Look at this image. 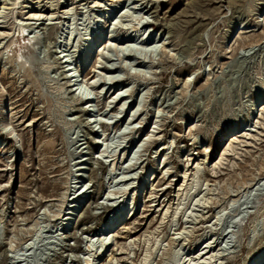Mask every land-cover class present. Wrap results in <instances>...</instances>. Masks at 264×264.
<instances>
[{"label":"rangeland","instance_id":"1","mask_svg":"<svg viewBox=\"0 0 264 264\" xmlns=\"http://www.w3.org/2000/svg\"><path fill=\"white\" fill-rule=\"evenodd\" d=\"M0 21V264H264V0Z\"/></svg>","mask_w":264,"mask_h":264},{"label":"bare ground","instance_id":"2","mask_svg":"<svg viewBox=\"0 0 264 264\" xmlns=\"http://www.w3.org/2000/svg\"><path fill=\"white\" fill-rule=\"evenodd\" d=\"M112 1H116V2H120V1H123V0H112ZM134 1H139V0H133V2ZM96 6H101L100 5V3L101 2H98V1H96ZM7 4V3H6ZM95 5V4H94ZM64 13H66V14H69L70 13V10H66ZM43 14H38V12L36 13H33V14H31L30 15V18H32V19H34V20H36V21H40V19H44L45 17H43L42 16ZM60 17H62V16H60ZM49 19H51V18H49ZM45 20V19H44ZM1 22V21H0ZM40 23H42V22H40ZM49 23H51V21L49 22ZM53 23V22H52ZM54 24V23H53ZM48 25V24H47ZM145 26H147V21L143 24V26L142 27H145ZM2 27V25H0V28ZM147 28H148V26L145 28V30H147ZM0 35H1V33H0ZM103 39V36L102 35H98L97 36V38H96V43H97V41H101ZM102 44V43H101ZM90 50H91V47L86 51V54H85V61H86V58L88 57V55H89V53H90ZM99 74H97V75H93L91 78H92V80H93V84L94 85H96V84H98V82H99V80H100V78H97V76H98ZM66 78H68V81H70V78L68 77V76H66ZM91 80V79H90ZM68 86H71V84L69 83L68 84ZM97 87V86H96ZM108 92H109V90H108ZM118 92L117 91H114V92H112L111 94H112V96L113 97H115V98H118L119 97V99H122L124 96L122 95V94H119L118 96H116V94H117ZM84 108H86V107H84ZM199 165V163L197 164V166L196 167H198V169L196 170L195 168H193L194 170H196L195 171V173H197L198 171H199V169H200V166H198ZM164 167V166H163ZM131 168V167H130ZM55 171V170H54ZM131 171V170H130ZM56 172V171H55ZM262 179V178H261ZM78 197H81V195H78ZM124 200H125V198L120 202V203H118V204H112V205H110V209H109V212L112 214V212H113V209H115V211H114V213H113V218L111 219V218H106L105 220H104V228L105 229H107L108 227L110 228V227H112L111 226V224H112V222L111 221H113V222H115V220H117L118 218H119V220L121 219V216H123V214H124V212L123 211H120L119 213L117 212V208H119L120 207V205L124 202ZM74 206H75V204H74ZM126 208H127V206H126ZM68 214H69V212H68ZM62 219H64V216H62ZM102 224V223H101ZM99 225V226H102V225ZM114 224H116V223H114ZM108 225V227H106ZM97 230H99V229H96V231ZM101 230V229H100ZM264 250V246H262L260 249H258L255 253H253V255L251 256V259H250V263H253L254 261H256L255 259L257 258L258 259V255L260 254V255H262L261 253H262V251ZM211 250H209L208 252H210ZM205 252V251H204ZM208 252H206V253H208ZM259 255V256H260ZM255 257V259H253ZM253 259V260H252Z\"/></svg>","mask_w":264,"mask_h":264}]
</instances>
